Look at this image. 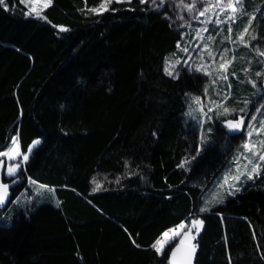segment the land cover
<instances>
[{"label": "trees", "instance_id": "trees-1", "mask_svg": "<svg viewBox=\"0 0 264 264\" xmlns=\"http://www.w3.org/2000/svg\"><path fill=\"white\" fill-rule=\"evenodd\" d=\"M102 1L50 0L39 16L0 5V150L15 135L22 152L39 141L0 205V264H171L179 241L151 245L192 217L195 264H264V163L235 195L220 189L243 139L221 125L224 108L264 105V0H242L210 35L222 84L166 74L195 35L169 9L113 0L92 12Z\"/></svg>", "mask_w": 264, "mask_h": 264}, {"label": "rangeland", "instance_id": "rangeland-1", "mask_svg": "<svg viewBox=\"0 0 264 264\" xmlns=\"http://www.w3.org/2000/svg\"><path fill=\"white\" fill-rule=\"evenodd\" d=\"M26 4L27 8L32 9L35 8L36 11H39L41 14L42 10L45 7H42L43 4H49L50 0H23ZM123 2H128L130 0H121ZM148 4L152 5L153 7L157 9H169L166 11L167 17L179 25H185L186 29L195 30V35L190 37V35H185L184 38H186L183 43L180 44L179 49L183 50V48H188L189 51L181 54V56H174L173 58L169 59L166 67L169 68L170 71L173 72L174 76H177L180 74L181 69H184L187 72L197 71L201 70L204 73L208 74V76L213 79V83H223L225 81H228L229 73L227 72V66L225 63V57L219 55V53L211 54L209 58H206L207 54V48H205V45L208 46V37L214 33L215 29H222L224 26H230L234 20L237 19V16L241 13L243 5L242 0H240L239 3H237V0H196L195 6L193 11L189 12L183 5H181L180 0H165V3L163 5L159 4H152L151 0H147ZM107 0H103L101 4L97 8H101L102 4H106ZM185 4L192 3V0H184ZM231 3V6L229 4ZM109 5V4H108ZM107 5V7H108ZM233 8L236 9V11H233ZM207 9V11H205ZM200 12H204V15H199ZM32 14L36 15V12L33 11ZM39 14V15H40ZM193 17H196L195 19ZM219 20L220 23H216V21ZM204 29H208V31H204ZM192 31V32H193ZM227 51H223L222 54ZM259 53V52H258ZM261 55V54H260ZM228 56V55H227ZM229 59V58H228ZM232 59V57H231ZM230 59V60H231ZM179 60L181 61L180 64H176L175 68H172L171 65L175 64V62ZM184 61H187V63H184ZM263 64H264V55H263ZM230 63V62H229ZM228 63V64H229ZM216 64L220 65V69L217 72V68L215 69ZM225 65V69H221V65ZM227 76V79H224L223 77ZM250 84L255 87L257 85V82L255 80L251 79ZM260 84L262 88L260 89V95L261 92L264 94V75H262L261 83H258V86L260 88ZM217 88V87H216ZM262 96V95H261ZM252 105V102H248L246 109H249ZM215 105H211L209 109H212ZM225 108H228L227 106ZM224 108V109H225ZM225 117H227L223 122H221V125L226 129L228 132H239L242 131L243 133V139L242 143L240 145L238 153L234 156L235 163L232 166V170L229 172V174H226L223 178V184H221V191L224 190H231L230 186L235 184L237 187H239V184L247 179V173L251 171L252 164H249V160H252L254 164L259 165L257 172L260 170L262 163L264 161L259 160V156L264 155V105L262 101H259L254 104L253 109L248 110L246 113H242L241 115H236L235 111L223 113ZM241 116L244 117V122L240 129L232 130L229 128L227 121L233 120V121H239ZM255 117L256 119L253 120L252 117ZM251 133V135H250ZM13 137L16 138L15 144L13 143ZM10 140L9 145L3 149L0 150V153H9L8 156H0V172H2L5 176H7V168L19 161H22L23 155L28 154L27 152H22L20 150V146L18 143L17 136H13ZM34 141H38V139H35ZM29 145V147L33 144V142ZM247 146V147H245ZM28 147V150H29ZM255 154V155H253ZM237 168H239L240 172L244 173L242 176V179L240 182H236L233 177L238 175ZM256 174V173H255ZM253 174V175H255ZM19 177V176H17ZM228 178V183L225 184V178ZM15 178V177H13ZM193 219H197L192 217L191 219L187 221H182L176 226H173L169 229H167L164 232L171 230H175V232L169 233V238H167V243H169L172 240H176L181 242V240L191 243L193 240V236L196 235L195 228L192 229L188 235H184L185 232H187L188 228L191 226V222ZM200 220V219H199ZM184 224V228H179L181 224ZM201 227V226H198ZM163 232V233H164ZM158 239H164L161 236ZM164 244L163 248L166 246ZM162 248V249H163Z\"/></svg>", "mask_w": 264, "mask_h": 264}, {"label": "snow or ice", "instance_id": "snow-or-ice-1", "mask_svg": "<svg viewBox=\"0 0 264 264\" xmlns=\"http://www.w3.org/2000/svg\"><path fill=\"white\" fill-rule=\"evenodd\" d=\"M5 2H6V0H0V5L5 4ZM112 2H113V0H107V3H106V4H102V5H101V8H93V9H91V11L94 12V13H98V12H100V11H102V10H107V5L110 4V3H112ZM116 2H121V0H116ZM146 2H147V0H141V3H142V4H144V3H146ZM239 2H240V0H237V3H239ZM151 3H152V4L163 5V4L165 3V0H151ZM180 3H181V5H183V6H184L189 12H191V11H193V9H194V6H195V3H196V0H192V3H189V4H185V3H184V0H180ZM46 6H47V4H43V5H42V7H46ZM229 6H231V3L229 4ZM33 11H35V12H36V15L39 16L40 13H39V11H36L35 8L30 9L29 13H27L26 15H31ZM205 11H207V9H205ZM233 11H236V9L233 8ZM199 15L203 16V15H204V12H200ZM193 18L195 19L196 17H193ZM253 19H254V17H253ZM216 23H220V21L217 20ZM251 23H252V21L250 20V21H249V25H251ZM61 30H62V31H66L67 29L62 28ZM204 31H208V29H204ZM247 31H248V28L245 27L244 32H242V33L240 34L239 39H240L242 42H243V36H244V33L247 32ZM229 32H231V28H229ZM208 39H212V37L209 36ZM252 39L255 40V37H252ZM177 47H180V44H179V43H178ZM207 47H208V46L205 45V48H207ZM183 51L187 52V51H189V49H188V48H183ZM261 55H264V53H261ZM180 63H181V61L177 60V61L175 62V64L171 65V67H172V68H175V67H176V64H180ZM184 63H187V61H184ZM221 69H225V65H224V64L221 65ZM225 70H226V69H225ZM165 72H166V74L169 75V76H172V75H173V72L170 71L169 68H167V67L165 68ZM233 75H235V73H233ZM262 75H264V74H262V73H260V72H257V73H256V76H258V77H259V76H262ZM223 78H224V79H227V76H224ZM210 111H211V109H210ZM224 111H225V113H228L230 110H229L228 108H225ZM240 111H241V112H244V109H241ZM252 119L255 120L256 118L253 116ZM243 122H244V117L241 116V118H240L239 121L229 120V121H227V124H228V126H229L230 129H232V130H237V129H240V128H241ZM250 135H251V133H250ZM12 139H13V143L15 144V142H16V138L13 137ZM38 143H39V141H34V142H33V144L29 147V150H28L29 153H31V151L33 150V148H34ZM245 147H247V146H245ZM197 154H199V148L197 149ZM8 155H9V153H7V152H5V153H0V156H8ZM253 155H255V154H253ZM28 159H29V155H28V154H24V155H23V159H22V161H19V162H16V163L10 165V166L7 168V177H9V178L17 177L18 174L20 173V170L23 169V166H24V164L28 161ZM192 159L194 160L195 157H192ZM259 160H260V161H264V155L259 156ZM126 163H127V162H126ZM187 163H189V161H188V160H184V161L181 162L180 165H178V167H184ZM249 164H252V165H253L252 168H251V171L247 173V179H248V180H251V179L254 178V175H253V174L257 173V169H258L259 165L254 164L252 160H249ZM237 172H238L239 174L236 175L235 177H233V179H234L236 182H240L241 179H242V176L244 175V173L240 172L239 168H237ZM29 179H31V178H29ZM31 182L34 183V184L36 183V181H31ZM15 183H16V179H11V184H15ZM224 183H225V184L228 183V178H227V177L225 178ZM11 184H9V183H3V182H2V178H0V202H3V201L5 200V196H6L7 192H8V189L10 188ZM39 187H40V188H45L46 186H45V185H40ZM100 187H101V185H100L99 183H96V187L93 188V191H97V190H99ZM230 189H231V190H229L228 193H227L228 195H235L236 192L240 191V188L237 187L235 184L231 185V186H230ZM213 201H214V202H217V203L219 202V200H217L215 196H213ZM199 211H200V212H206V211H208V208H207V207H201V208L199 209ZM202 225H203V221H202V220H199V219H193L192 222H191V226L188 228L187 232L184 233V235H188V233H190V232L192 231L193 228H195L196 232L199 233V231H200V227H198V226H202ZM178 227H179V228H184L185 225L182 223V224H181L180 226H178ZM170 232H173V233H174L175 230H171V229H170L169 231L162 233V237H163L164 239H157V240L151 245V247H152L153 249H155V251H156L157 253H161L164 244L167 243V238H169V233H170ZM194 238H195V237L193 236V239H194ZM183 242H184V241L181 240V243H183ZM173 254H175V253L173 252ZM230 264H231V262H230Z\"/></svg>", "mask_w": 264, "mask_h": 264}, {"label": "water", "instance_id": "water-1", "mask_svg": "<svg viewBox=\"0 0 264 264\" xmlns=\"http://www.w3.org/2000/svg\"><path fill=\"white\" fill-rule=\"evenodd\" d=\"M2 182L9 183L4 181ZM9 192H10V188L8 189V192L5 196V200L3 202H0V204H3L8 201ZM173 252L175 254H173ZM169 259L171 264H195L194 248L189 242L186 241H184L183 243L179 242L175 246H173L172 249L170 250Z\"/></svg>", "mask_w": 264, "mask_h": 264}, {"label": "flooded vegetation", "instance_id": "flooded-vegetation-1", "mask_svg": "<svg viewBox=\"0 0 264 264\" xmlns=\"http://www.w3.org/2000/svg\"><path fill=\"white\" fill-rule=\"evenodd\" d=\"M0 175H2V180L3 181H9L11 184V180H9L7 177H5L2 173H0ZM11 187V186H10ZM11 190V189H10Z\"/></svg>", "mask_w": 264, "mask_h": 264}]
</instances>
